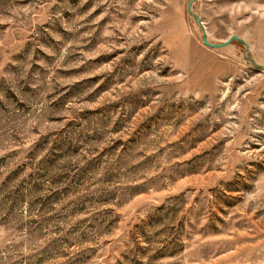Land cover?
Wrapping results in <instances>:
<instances>
[{
	"label": "rangeland",
	"instance_id": "rangeland-1",
	"mask_svg": "<svg viewBox=\"0 0 264 264\" xmlns=\"http://www.w3.org/2000/svg\"><path fill=\"white\" fill-rule=\"evenodd\" d=\"M0 0V264H264V0Z\"/></svg>",
	"mask_w": 264,
	"mask_h": 264
},
{
	"label": "water",
	"instance_id": "water-1",
	"mask_svg": "<svg viewBox=\"0 0 264 264\" xmlns=\"http://www.w3.org/2000/svg\"><path fill=\"white\" fill-rule=\"evenodd\" d=\"M195 0H190L189 2V5H188V10L189 12L194 16L196 22L199 23V25L201 26V29H202V32H203V36H202V41L205 45L211 47V48H220V47H224V46H227L228 44H230L233 40H236L238 42H240L241 44H243L246 48V51H249V43L247 41H245L242 37L236 35V34H233L231 35L227 40H225L224 42H221V43H213V42H210L209 39H208V36H207V31H206V28L201 20V18L193 12L192 10V4ZM247 59L249 61H251V63L257 67V68H260L262 70H264V65L262 64H258L256 61H254L253 59H251L250 57H247Z\"/></svg>",
	"mask_w": 264,
	"mask_h": 264
}]
</instances>
